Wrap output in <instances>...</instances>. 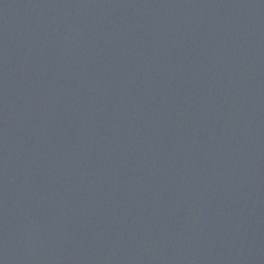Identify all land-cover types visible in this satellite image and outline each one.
<instances>
[{"label":"water","instance_id":"obj_1","mask_svg":"<svg viewBox=\"0 0 264 264\" xmlns=\"http://www.w3.org/2000/svg\"><path fill=\"white\" fill-rule=\"evenodd\" d=\"M0 264H264V0H0Z\"/></svg>","mask_w":264,"mask_h":264}]
</instances>
